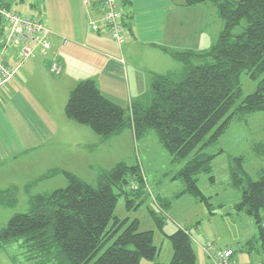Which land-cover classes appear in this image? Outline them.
Instances as JSON below:
<instances>
[{
	"label": "trees",
	"instance_id": "16d2710c",
	"mask_svg": "<svg viewBox=\"0 0 264 264\" xmlns=\"http://www.w3.org/2000/svg\"><path fill=\"white\" fill-rule=\"evenodd\" d=\"M208 3L222 21L216 40L198 52L162 48L181 70L152 77L148 92L127 111L105 98L92 79L79 81L64 106L68 120L87 126L102 141L126 129H132L137 140L153 132L169 155V163L182 164L171 178L183 185L177 196L190 195L206 204L208 198L198 187V176L209 175L213 182L211 163L221 153L211 154L208 148L233 121L264 114V0H184L186 7ZM119 4L126 7L131 0H118ZM242 74L256 82L255 90L245 97ZM253 150L263 156L264 144ZM230 163V186L240 191V201L233 208L251 218L257 230L239 250L263 257L264 170L254 180L244 169L242 156ZM58 175L66 178L67 186L29 196V211L14 215L0 230V250L16 244L26 264H140L141 259L156 258L152 231L140 232L137 219L114 215L120 195L127 210L138 209L150 197L138 164L119 162L101 170L95 186L57 169L35 183ZM132 182L137 190L128 189ZM15 194V188L0 190V206L14 207ZM150 214L159 223L156 213ZM168 238L173 249L169 264H196L186 230L178 229Z\"/></svg>",
	"mask_w": 264,
	"mask_h": 264
},
{
	"label": "rangeland",
	"instance_id": "374dc122",
	"mask_svg": "<svg viewBox=\"0 0 264 264\" xmlns=\"http://www.w3.org/2000/svg\"><path fill=\"white\" fill-rule=\"evenodd\" d=\"M48 1L8 0V3L11 11L37 18L48 29L46 18L41 17L45 13L43 10ZM193 7L185 6V11L180 13L185 19L182 27L190 37L186 42L205 41L203 47L208 48L216 40L222 21L217 14L215 17L211 15L212 11H215L211 4L206 5L208 12L204 7L201 10L192 9ZM120 8L123 10L125 7L119 4ZM206 13L211 16H207ZM213 19L219 25L215 24L216 32H214ZM200 22L203 25L199 29L201 31L199 34L195 31L189 32L199 28ZM239 30L240 28H237L235 31L239 32ZM196 35L200 37L194 39ZM201 37L206 40L199 39ZM240 83L243 97L255 90L256 82L245 74L241 75ZM93 136L99 138L97 135ZM87 141L94 144L83 150L72 148L68 141L57 142L42 146L39 152L44 156L41 158H38L40 153L37 152L30 158L6 162V167L0 172V190L15 188L17 204L14 207L0 206V230L6 227L14 215L29 211V196L49 193L67 186V180L62 175L35 183L40 175L54 168H60L95 186L101 170H109L118 162L124 161L127 165L141 166L142 176L150 187V197L138 209L127 210L125 198L120 195L114 211V215L119 219L129 218L130 221L137 219L138 231L153 233V244L158 249V255L152 261L141 259L140 264H169L173 249L168 236L178 229L189 233L196 264H212L204 251L209 245L218 250L234 251L231 264H249L255 261L253 254L249 255L239 250L240 245L257 235V230L251 218L236 213L233 208L240 201V191L230 186L229 171L231 159L239 156L244 158V169L252 179H257L261 170H264V155L257 156L253 150L255 145L264 144L263 113L249 115L243 121H233L218 142L208 148L207 152L211 154L219 151L221 153L216 155L211 163V175L214 181L210 182L209 175L206 174L198 176V187L208 198L207 204L190 195L177 196L183 185L179 180L171 178L182 164L169 163V155L159 145L153 132H148L138 140L128 132L126 139L120 137L114 141H106L104 144L97 143L96 140ZM165 172L168 175L164 177ZM29 184L31 186L26 189L25 186ZM153 198L155 201L152 200ZM150 211L156 213L157 218L160 219L159 223L154 220ZM262 215L264 216V211ZM0 264L26 263L20 248L16 244H11L5 250H0Z\"/></svg>",
	"mask_w": 264,
	"mask_h": 264
},
{
	"label": "crops",
	"instance_id": "0c3cea01",
	"mask_svg": "<svg viewBox=\"0 0 264 264\" xmlns=\"http://www.w3.org/2000/svg\"><path fill=\"white\" fill-rule=\"evenodd\" d=\"M2 3L11 8L8 0ZM47 5L41 17L46 18L45 26L51 32L50 50L28 59H23L17 48L4 52L7 65L17 71L10 81L0 83V172L9 160L30 158L37 152L41 158L44 155L39 151L45 144L68 141L72 148L83 150L94 144L87 140L106 142L98 135L95 138L96 134L87 126L64 115L66 100L79 81L94 80L105 98L127 111L132 102L141 100L148 92L152 77L181 70V65L162 48L197 52L209 48L203 47L205 41L186 42L190 37L182 27L185 19L180 14L186 9L184 0H131L123 9L125 12L120 8L125 38L122 45L114 42L99 22V0H49ZM206 5L192 9H207ZM206 15L215 17L216 10ZM91 21L98 23V32L91 31ZM212 22L219 26L215 19ZM202 25L200 22L199 28L189 32L199 34ZM4 31L0 22V38ZM62 39L67 40L66 44ZM54 59L62 67L57 76L49 71ZM128 132L134 138L132 129H126L107 141L126 139ZM140 169L143 172L141 166ZM252 256L255 261L249 264L262 258Z\"/></svg>",
	"mask_w": 264,
	"mask_h": 264
},
{
	"label": "built area",
	"instance_id": "2783aa9c",
	"mask_svg": "<svg viewBox=\"0 0 264 264\" xmlns=\"http://www.w3.org/2000/svg\"><path fill=\"white\" fill-rule=\"evenodd\" d=\"M99 3L101 8L99 22L103 24L109 37L118 45H122L125 38L118 0H99ZM0 22L5 28L4 35L0 38V83L3 84L10 81L17 71L5 62L4 52L6 49H19L23 59L33 58L37 53L44 54L51 48V32L43 26L42 21L11 11L2 3V0H0ZM89 27L92 32L99 31L97 22H89ZM62 41L63 44L67 42L66 39H62ZM55 60L51 63L49 71L52 75L57 76L61 73L62 67ZM143 180L146 182L144 177ZM137 188L138 186L133 182L128 187L130 190H137ZM146 189L150 193L147 183ZM204 251L212 264H231L232 262L233 252L230 249L218 250L209 245L204 248ZM251 264H264V256L258 262Z\"/></svg>",
	"mask_w": 264,
	"mask_h": 264
}]
</instances>
